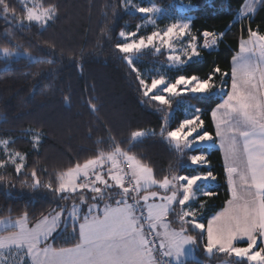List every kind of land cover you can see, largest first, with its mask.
I'll use <instances>...</instances> for the list:
<instances>
[{"label":"trees","instance_id":"trees-1","mask_svg":"<svg viewBox=\"0 0 264 264\" xmlns=\"http://www.w3.org/2000/svg\"><path fill=\"white\" fill-rule=\"evenodd\" d=\"M124 1L43 0L45 8H55L56 16L42 26L23 22L27 12L21 0H0V48L33 56L9 60L0 54V136L12 138L10 147L26 155L21 171L11 163L0 166V219L26 215L30 223H36L59 210L68 214L83 197L80 192L61 191L63 174L120 149L150 167L158 180L183 174L213 175L203 182L208 193L181 207L188 208L186 220H172L186 225L197 243L196 257L186 259L185 264L224 260L251 264L230 250L208 253L206 230L194 224L205 226L231 196L221 149L181 148L168 139V133L187 117L179 106L182 98L201 108V132L211 133L217 141L212 111L231 87L233 58L241 40L254 32L264 35V0L246 17L241 15L248 0H154L176 16L192 18L200 41L205 31L220 36L216 48L200 47V57L171 69L168 76L175 80L180 75L203 79L214 75L213 82L223 88V94L186 92L169 103L147 94L140 74L141 69L165 62L167 53L146 50L136 68L129 53L119 47L124 44L121 33L136 30L145 20L144 14L128 10ZM217 66L219 73L214 72ZM143 131L144 136L135 137ZM32 132L42 134L38 146ZM202 152L209 153V163L193 164L192 155ZM4 161L6 155L0 148V163ZM102 189L109 203L118 200V193H125L114 185ZM87 195L91 201L92 194ZM80 242L79 222L69 220L43 245L60 249Z\"/></svg>","mask_w":264,"mask_h":264},{"label":"rangeland","instance_id":"rangeland-1","mask_svg":"<svg viewBox=\"0 0 264 264\" xmlns=\"http://www.w3.org/2000/svg\"><path fill=\"white\" fill-rule=\"evenodd\" d=\"M23 6L26 8V17L23 20L24 23H39L42 26H46L50 23L56 16V11L54 7L45 8L43 5V0H21ZM125 7L133 12H139L145 15L144 22L136 30H124L121 35L124 39V44L122 46H133L131 50H125L129 53L128 59L132 62L136 68L137 62L142 61V53L146 50H154L158 53L166 52L168 59L163 63H157V65L152 64L150 69L147 70L141 69L140 74L144 84V88L147 94L158 96H166L168 101L171 102L172 98L177 94L192 92L199 93L204 95L215 94L222 95V89L216 86V83L213 82V87L205 92H200L196 90V84L199 81L207 80L203 79L198 75L186 76L180 75L175 80H172L168 76V71L171 69L183 66L190 61L200 57V47H205L207 49H214L217 47L220 40V36L204 32L202 41L194 34L192 28V18L176 16L173 12L164 8L163 6L158 5L154 0H125ZM258 4L257 0H248L246 7L244 8L241 17H246ZM187 6L191 8L192 3L188 2ZM255 10V9H254ZM171 30V32H170ZM149 38L152 39V43L148 44L147 41ZM170 40V45L166 41ZM215 40V43L211 41ZM0 54L9 60L17 58L19 56H28L33 58L28 52L20 50H11L0 48ZM179 57V59H176ZM239 70V75H234L232 72L233 79L231 87L228 91V94L223 97V101L218 105V111L216 115L218 126L220 130L223 129L221 133L223 137L222 146L224 147L225 153L227 155V161L230 167L233 168V163L236 165L245 166L246 164L254 163L255 156L254 150L252 152L249 148H244L238 150L235 148V145L248 144L234 140V132H237L241 135L244 129L249 127V124L252 120L257 118H264V35L259 32H254L252 38L244 39L243 46L240 51L233 58V70ZM180 77L192 78L197 77L198 80H193L191 83H178ZM163 78V82L155 85L154 82ZM151 80V81H149ZM237 82L240 85V90H243L246 93V98L250 107L243 108L238 102H235L236 111H232L226 106V101L228 97L233 94L234 88L233 83ZM177 85L176 92L166 91L171 86ZM216 86V87H215ZM182 109L186 112L187 117L182 121V123L173 131L179 129L185 121L195 120L196 123L188 124L184 127V133L187 135L191 132V135H187V139L183 141L185 148H196L199 146H218L214 136L212 135L211 139H200L204 136L205 133L201 132L204 126V123L201 125V108L197 105L187 101L185 99H180V105ZM242 113H247L246 116ZM199 117V119H197ZM236 124V125H235ZM247 126V127H246ZM234 127V128H233ZM195 129L193 132L192 130ZM240 129V130H239ZM146 132H137L135 134L136 138L144 136ZM30 136L35 142V145L38 146L42 140V134L39 132H32ZM168 139L173 141V139L168 135ZM12 138L1 137L0 136V148L4 151L6 155V161L0 163V166H5L8 163L14 164L16 168L21 171L26 165V155L15 151L10 147ZM234 141L235 155H233V146L232 142ZM120 150V149H118ZM122 151V150H120ZM123 152V151H122ZM126 152V151H124ZM242 154V159L237 155ZM123 158L128 159V155L125 153L121 154ZM253 155V156H252ZM120 156V157H121ZM209 153H195L192 155L193 164H208ZM193 157H202L200 160H193ZM129 160V159H128ZM134 161L135 158H132ZM240 165L238 167H240ZM149 170L150 175L147 173L140 174L138 172L139 178L142 182V187L144 188L143 200L146 202V209L142 208L140 205V200L136 206L140 207V210H145L149 215L152 213L155 217L156 212H163L168 206H172L174 193H170V187H166L164 180H158L155 178L153 170L145 166ZM243 168V167H242ZM131 176L137 180L140 185L139 180L132 175L130 169L128 170ZM68 172V171H67ZM63 180L61 183V191L70 192L76 187V182L73 181L72 175L63 174ZM181 177V178H180ZM180 188H183L184 194L190 197V201L196 199L199 195L208 193V187L203 184V182L210 181L213 178V175L210 173H199L196 175H180ZM94 175H90L88 182H92ZM124 186L123 192H125L126 199L127 189L126 184L122 181ZM111 187L112 185H103L101 188L96 187L94 191L87 190V188L92 187L91 184L87 186H77V190L86 188L87 191H79L83 199L78 202H86L89 204V209H98L103 206L102 202L104 201L103 197V187ZM141 187V186H140ZM85 190V189H84ZM87 192L92 194V200L87 201ZM128 200V199H127ZM82 205V204H81ZM79 205L77 204V207ZM175 211V208H173ZM76 208L72 207L68 214L64 210L56 211L50 215H47L39 219L36 223H30L26 215L13 218L6 217L0 219V264H30L29 263V248L32 247V242L44 243L47 242L56 232H58L64 222L69 220H77L80 217L81 212L75 211ZM188 208H181L179 211H176L173 216L180 222L185 221L184 214L188 211ZM179 212H182L181 214ZM170 220V219H169ZM160 223L159 220H157ZM195 227L199 229H205L203 223L194 221ZM160 225V224H159ZM186 226V225H184ZM203 226V227H202ZM53 231V232H52ZM56 231V232H54ZM52 232V233H51ZM51 233V234H50ZM161 238V237H160ZM193 240V251L194 254L191 257H196V240L192 235H184V241L182 245L184 248L190 247V240ZM162 239V238H161ZM171 245H169L170 247ZM206 251L212 253L210 246L207 245ZM258 250L256 248L251 249V253H256ZM190 253V252H188ZM74 255H80V252L77 250L66 251L61 254L62 258H65L66 264H70ZM251 255V254H249ZM71 258V259H69ZM249 259V258H248ZM251 264H261V261H251Z\"/></svg>","mask_w":264,"mask_h":264},{"label":"crops","instance_id":"crops-1","mask_svg":"<svg viewBox=\"0 0 264 264\" xmlns=\"http://www.w3.org/2000/svg\"><path fill=\"white\" fill-rule=\"evenodd\" d=\"M254 9L248 16H251ZM252 36L253 33L241 40L240 49L243 46L244 39L252 38ZM218 107L217 105L212 111L216 132H218V129L220 130L215 115H219L217 113ZM223 132V129H221L220 133ZM234 134L235 142L242 141L248 144L247 146L238 144L235 145V148L238 150L243 149V147L249 148L251 152L254 150L256 161L251 166H249L250 164L242 166L244 164L241 162V165L239 164L240 167L236 163H233V168L230 167L228 162H226L227 155L222 146L224 142L223 137L221 134H217L216 143L219 144L218 147L222 151L231 196L226 205L209 218L208 223L205 225V230L208 241L207 245L210 246L212 251L230 250L237 257H245L250 260V255H244L243 250L248 249L253 243V237L256 240L254 248L258 252L264 249V118L252 120L249 127L241 133L242 136L237 132H234ZM173 142L177 146L184 148L183 142L176 140H173ZM122 153L128 155V159L131 162L130 172L140 182L142 189L139 196V200L141 199L140 205L142 206L143 203L142 208L146 209V202L143 200L145 195L143 194V181L140 180L138 172L140 174L147 173L148 176L150 172L134 156L120 150L103 154L82 166H77L66 172L65 175H72L73 181L76 182V187L70 192L94 191L96 187L101 188L105 184H113L124 190L122 184V157L124 156H121ZM237 156L242 159V154H238ZM132 158H135V160L133 161ZM91 174L94 175L93 181H86ZM180 178L164 180L166 187H170V193H174V204L170 207L168 206L163 212H156L157 217L154 216L152 211L150 221L157 228L159 236L165 243L167 254L179 262H185L186 259L192 258L191 256L194 254L193 240L191 238L189 248H184L182 245V241L186 240L184 239V235L191 234L188 233L184 225L172 222L174 217L171 216L173 208H175V211L180 210L179 208L190 202V197L184 194L183 188H180ZM79 184L81 186L91 184L92 187L87 188V190L86 188H84L85 190H77ZM117 196H119L118 200L113 203H109L104 199L102 202L103 206L98 209H89V204L86 202L74 203L72 207L76 208L75 211L81 212L80 217L75 220L80 225L81 242L75 246L60 249L44 246L43 243L35 242L33 244L32 242V247L29 248V263L66 264L67 260L62 258L61 254L66 251L77 250L81 256L74 255L70 264H156L153 253L146 246V230L140 214V207L129 205L125 194L118 193ZM77 204L79 205L78 207ZM234 206H237L240 210L233 218L228 220L226 228L222 233V242L213 243L210 231L211 225L218 222ZM186 216L184 214L185 218ZM248 232H251L252 235L244 234ZM241 242H248V244L239 245L238 243ZM226 244H230V246L226 248ZM169 245L171 246L169 247ZM237 249L241 251L237 252ZM260 263L264 264V261ZM215 264L234 263L224 260Z\"/></svg>","mask_w":264,"mask_h":264},{"label":"snow or ice","instance_id":"snow-or-ice-1","mask_svg":"<svg viewBox=\"0 0 264 264\" xmlns=\"http://www.w3.org/2000/svg\"><path fill=\"white\" fill-rule=\"evenodd\" d=\"M215 42H216L215 40L211 41V43H215ZM147 43L151 44L152 39L149 38ZM166 43L170 45V40L166 41ZM119 47L125 50H131L133 46L129 45V46H119ZM176 59H179V57H177ZM214 72L215 73L221 72V69L219 68V66L215 68ZM233 72H234V75H239V70L234 69ZM224 74L227 75V73H224ZM213 79H214V75L210 76L207 80L199 81L196 84V90L200 92H205L209 90L210 88L214 86ZM193 80H198V78L197 77H192V78L180 77L178 83H191ZM162 82H163V78H161L158 81H155L154 86ZM233 88L236 91H234L233 94L228 97V100L226 101V106L232 111H236L235 102H238L241 105V107L245 109L250 107V105L248 104L247 98H246V93L243 90H240V85L235 81L233 83ZM177 90H178L177 85H173L169 89H166V91H170V92H176ZM156 99L159 100L161 103H169L168 98L166 96H158L156 97ZM242 115L246 116L247 113H242ZM197 119H199V117H197ZM194 123H196L195 120L185 121L184 124H182L179 129L169 132L168 135L173 140L183 142L184 140L187 139V135H191V132H189L187 135L184 133V127L187 126L188 124H194ZM200 123L202 125L203 121H201ZM192 131L194 132L195 129H193ZM217 134L218 135L221 134L219 129H218ZM211 138H212L211 133H205L204 136L200 137V139H211ZM232 146H233V155H235L234 141L232 142ZM200 159H202V157H193V160H200ZM239 210L240 209L237 206H234L233 208L229 209L225 213L224 217L220 218L218 222L211 225L210 231H211V239L213 243L222 242V233H223V230L226 228L228 220L233 218ZM244 234L250 235V236L252 235L251 232L244 233ZM229 246L230 244L225 245L226 248ZM255 246H256V240H255V237H253V243L249 246L248 249L243 250V254L246 256L249 255L251 253V249ZM236 251L240 252L241 250L237 249ZM250 260L251 261H264V249H261L259 252H256V253H251Z\"/></svg>","mask_w":264,"mask_h":264},{"label":"built area","instance_id":"built-area-1","mask_svg":"<svg viewBox=\"0 0 264 264\" xmlns=\"http://www.w3.org/2000/svg\"><path fill=\"white\" fill-rule=\"evenodd\" d=\"M131 166L130 160L123 158V173L122 181L126 184L127 189V199L131 206H136L138 204L139 196L141 194V187L137 180H135L129 173ZM140 214L145 226V240L146 246L153 253L154 260L156 264H185L184 262H179L178 260L170 257L167 254V249L165 243L160 238L158 230L155 226L151 224V216L145 211L140 210Z\"/></svg>","mask_w":264,"mask_h":264}]
</instances>
